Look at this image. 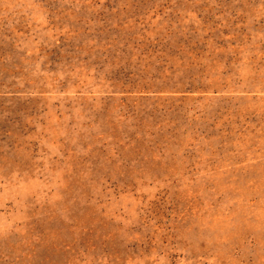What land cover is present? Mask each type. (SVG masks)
I'll list each match as a JSON object with an SVG mask.
<instances>
[{
  "label": "rangeland",
  "instance_id": "rangeland-1",
  "mask_svg": "<svg viewBox=\"0 0 264 264\" xmlns=\"http://www.w3.org/2000/svg\"><path fill=\"white\" fill-rule=\"evenodd\" d=\"M0 264H264V0H0Z\"/></svg>",
  "mask_w": 264,
  "mask_h": 264
}]
</instances>
